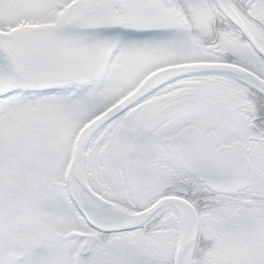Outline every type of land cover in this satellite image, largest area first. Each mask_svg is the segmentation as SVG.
Segmentation results:
<instances>
[{"label":"snow or ice","instance_id":"obj_1","mask_svg":"<svg viewBox=\"0 0 264 264\" xmlns=\"http://www.w3.org/2000/svg\"><path fill=\"white\" fill-rule=\"evenodd\" d=\"M0 264H264V0H0Z\"/></svg>","mask_w":264,"mask_h":264}]
</instances>
